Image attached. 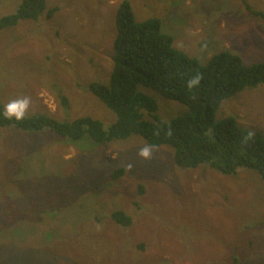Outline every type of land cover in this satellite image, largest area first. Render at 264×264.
<instances>
[{"label": "rangeland", "instance_id": "374dc122", "mask_svg": "<svg viewBox=\"0 0 264 264\" xmlns=\"http://www.w3.org/2000/svg\"><path fill=\"white\" fill-rule=\"evenodd\" d=\"M122 0H45L38 20L0 30V100L27 98L25 115H88L105 127L113 112L87 89L108 82ZM135 20L156 17L173 46L206 64L222 50L264 62V0H127ZM21 0H0V17ZM56 8L50 15L49 9ZM49 17H48V15ZM159 117L190 110L151 88ZM66 97L67 105L61 104ZM264 137V85L222 101L215 120ZM148 118V117H147ZM147 147L148 157L139 153ZM169 145L139 135L78 141L51 129L0 127V264H264V180L247 167L226 175L182 168ZM124 167L121 176L113 170ZM123 210L121 225L111 218Z\"/></svg>", "mask_w": 264, "mask_h": 264}, {"label": "trees", "instance_id": "16d2710c", "mask_svg": "<svg viewBox=\"0 0 264 264\" xmlns=\"http://www.w3.org/2000/svg\"><path fill=\"white\" fill-rule=\"evenodd\" d=\"M246 7L264 20L263 12ZM44 9L45 0H21L14 12L0 17V30L15 26L19 20H38ZM55 10L47 12L51 15ZM115 26L109 80L87 85L88 91L113 112V123L105 127L88 115L59 120L48 113H37L25 115L19 122L0 116V127L11 125L34 133L51 129L72 141L88 136L102 143L139 135L149 146H171L174 162L182 168L206 164L223 174L235 175L239 168L247 167L264 180V137L238 126L233 116L215 120L223 100L246 88L264 85V62L248 65L238 54L222 50L203 64L173 46V38L162 31L158 18L135 20L127 0L118 4ZM197 75L199 83L188 88L187 81ZM138 84L186 105L190 111L170 120L159 117L156 101L139 91ZM67 102L62 96L61 104ZM3 107L0 100V112ZM124 171L119 167L111 177L117 178ZM111 218L124 226L131 223L123 210L113 211ZM234 264L241 263L234 259Z\"/></svg>", "mask_w": 264, "mask_h": 264}, {"label": "clouds", "instance_id": "9594fccd", "mask_svg": "<svg viewBox=\"0 0 264 264\" xmlns=\"http://www.w3.org/2000/svg\"><path fill=\"white\" fill-rule=\"evenodd\" d=\"M199 76H195L187 81V87L192 88L199 83ZM29 101L27 98L13 100L12 102L6 104L3 107V111L0 112V116H3L5 119L15 120L17 122L21 121L25 117V112L27 111ZM143 157H148L150 151L147 147L141 149L140 153Z\"/></svg>", "mask_w": 264, "mask_h": 264}]
</instances>
